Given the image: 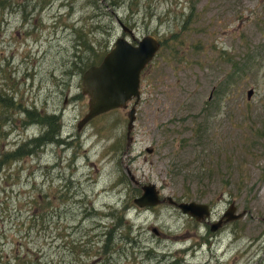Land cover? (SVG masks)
<instances>
[{
    "label": "rangeland",
    "instance_id": "rangeland-1",
    "mask_svg": "<svg viewBox=\"0 0 264 264\" xmlns=\"http://www.w3.org/2000/svg\"><path fill=\"white\" fill-rule=\"evenodd\" d=\"M119 22L161 41L129 139L132 101L77 128ZM0 264H264V0H0Z\"/></svg>",
    "mask_w": 264,
    "mask_h": 264
},
{
    "label": "water",
    "instance_id": "water-1",
    "mask_svg": "<svg viewBox=\"0 0 264 264\" xmlns=\"http://www.w3.org/2000/svg\"><path fill=\"white\" fill-rule=\"evenodd\" d=\"M122 30L128 32L135 41L132 30L119 22ZM160 49V41L151 34H146L135 43L124 36L117 37L113 46L103 55L98 64L87 67L82 74V94L88 96L87 112L77 122L81 129L88 121L99 114L117 108H128L126 136L129 139L134 126L136 105L140 99V76L145 67L153 60ZM253 89L247 91L250 98ZM148 152L151 149H147ZM130 180L140 187L141 192L133 198V203L140 208H149L165 202L178 208L183 214L189 215L199 222L209 223L211 214L207 202L195 200H176L173 196H161L159 188L154 183L139 184L130 170H127ZM247 210L237 211L234 201H231L222 215L210 223V230L216 231L226 223L242 218ZM158 233L156 228L151 229Z\"/></svg>",
    "mask_w": 264,
    "mask_h": 264
},
{
    "label": "trees",
    "instance_id": "trees-1",
    "mask_svg": "<svg viewBox=\"0 0 264 264\" xmlns=\"http://www.w3.org/2000/svg\"><path fill=\"white\" fill-rule=\"evenodd\" d=\"M91 64H93V63H91ZM94 64H96V63H94ZM47 117V116H46ZM52 117H53V120L56 118L55 116H53L52 115ZM203 131H204V129H201V128H198V139H201L202 138V134H203ZM57 133V132H56ZM56 135V134H55ZM36 141H37V139H36ZM133 201V200H132ZM113 214V213H112ZM114 216V215H113ZM123 217H124V215H123ZM123 218L122 217H119V220L121 221V224L123 225V226H125V228H130V225H129V223L127 222V221H123L122 220ZM107 240H108V238H107Z\"/></svg>",
    "mask_w": 264,
    "mask_h": 264
},
{
    "label": "bare ground",
    "instance_id": "bare-ground-1",
    "mask_svg": "<svg viewBox=\"0 0 264 264\" xmlns=\"http://www.w3.org/2000/svg\"><path fill=\"white\" fill-rule=\"evenodd\" d=\"M152 35V34H151Z\"/></svg>",
    "mask_w": 264,
    "mask_h": 264
}]
</instances>
